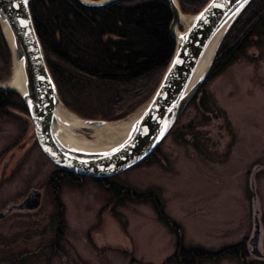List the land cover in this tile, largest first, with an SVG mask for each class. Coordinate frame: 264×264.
I'll use <instances>...</instances> for the list:
<instances>
[{"label": "rangeland", "instance_id": "rangeland-1", "mask_svg": "<svg viewBox=\"0 0 264 264\" xmlns=\"http://www.w3.org/2000/svg\"><path fill=\"white\" fill-rule=\"evenodd\" d=\"M251 51L256 54L236 55L223 71L208 74L202 85L211 99L233 114L239 130L249 133L223 164L215 159L207 163L186 139L175 141L173 133L161 143L163 161L145 159L116 178L138 192L157 196L170 223L180 228L185 248L218 252L250 235V193L240 173L253 158H264V46ZM10 79L11 66L0 82ZM193 108L186 109L184 121L192 115L202 120L199 110ZM13 130L11 124L0 130V199L4 200L14 199L27 185L42 183L45 174L43 156L38 152L34 155L33 150L25 156L28 161H13L3 170L6 156H1V151ZM250 136L256 138L255 143H246ZM64 189L65 229L56 249L45 246L54 235V229L43 222L48 219L42 217L43 210H49L47 202L35 214L34 224L14 218L0 223V264H12V254L26 252L31 256L24 258V264H181L173 254L178 247L175 231L150 201H129L123 212H106L100 208L108 199L99 187L84 183L83 187L65 185ZM256 194L264 228V175L258 179ZM188 264H264V260L246 261L228 254L200 263L194 258Z\"/></svg>", "mask_w": 264, "mask_h": 264}, {"label": "trees", "instance_id": "trees-1", "mask_svg": "<svg viewBox=\"0 0 264 264\" xmlns=\"http://www.w3.org/2000/svg\"><path fill=\"white\" fill-rule=\"evenodd\" d=\"M178 1L183 13L193 14L209 0ZM29 7L59 96L68 108L87 117L118 119L133 112L152 95L174 51L167 0H125L101 9H85L74 0H32ZM263 34L264 0H253L225 37L209 75L233 61L248 36ZM10 65L0 29V79ZM13 98L23 101L17 93L0 89V110ZM182 246L177 247L183 251L179 260L188 264L192 258ZM237 247L193 253L200 263L226 257ZM30 256L20 253L9 260L24 264Z\"/></svg>", "mask_w": 264, "mask_h": 264}, {"label": "water", "instance_id": "water-1", "mask_svg": "<svg viewBox=\"0 0 264 264\" xmlns=\"http://www.w3.org/2000/svg\"><path fill=\"white\" fill-rule=\"evenodd\" d=\"M31 1L0 0V29L10 52L11 79L18 74L23 83L21 91L1 85L0 89L21 97L35 139L53 164L94 178L122 173L153 153L202 87L225 37L253 2L209 0L190 15L182 12L178 0H167L172 12L170 33L175 47L157 87L143 104L126 116L96 119L80 116L59 96L34 26ZM123 1L74 0L85 9L106 8ZM181 15L190 17L188 25L181 21ZM133 116L134 120L129 123ZM119 122L125 123L121 136L109 146L85 148L70 140L83 136L90 141L95 129Z\"/></svg>", "mask_w": 264, "mask_h": 264}, {"label": "flooded vegetation", "instance_id": "flooded-vegetation-1", "mask_svg": "<svg viewBox=\"0 0 264 264\" xmlns=\"http://www.w3.org/2000/svg\"><path fill=\"white\" fill-rule=\"evenodd\" d=\"M255 46H264V34L260 36H248L237 50V55L244 56L249 53L255 55L256 53L251 51ZM229 64H225L221 71H223ZM189 106L194 107V111L199 110L202 120L193 118V115L189 120H183L184 113ZM75 112L82 117L88 116L79 113V111ZM231 114L232 113H230L227 108L222 107L216 101L211 99L210 94L208 95L201 87L190 100L167 137L174 133L175 141L179 143L182 139H186L187 143L194 149L195 153L197 155L202 154L204 161L207 163H210L215 159L220 164H223L229 158L232 149H234L239 142H242V138H245V136L249 138V133L246 131L241 132V130H239L240 128H238L239 124H234V119L232 117L233 114ZM7 124H11L14 130L11 135L6 136V146L1 151V156H6L5 162L2 166L3 170L8 168L13 161L29 159L25 156H27V153L30 150H33L34 155L38 152L43 156V161L41 163L45 174L42 178V183L27 185L23 192H19L15 195L14 199H0V223L5 222L10 218H14V221L25 219L27 223L34 224L36 222L35 214L38 215V213L44 209V204H47L48 202L50 204L49 210L44 209L43 211L45 215L40 216L44 218L48 217L47 221L45 219L43 220V222H46L45 227L54 229V235L51 236L48 241L46 240L45 243V246L53 245L52 247L54 250L57 247L58 241L62 238L65 229V185L83 187L84 183H90V186L99 187L104 191L106 199H108L107 203L101 206V211L104 209L106 212H113L115 211L114 209H116L117 212H123L121 209L130 205L128 204L129 201H150L155 212L157 211L159 214V217H161L165 223H169L172 230L175 231V235L178 239L177 246L183 245L181 243L182 236L180 228L177 225L172 224V222L170 223L168 217L163 213V207L160 200H158L154 193L138 192L136 189L128 187L125 183L116 179L124 172L113 176L94 178L75 174L53 164L43 154L35 139L32 122L23 101L21 102L20 100L13 98L12 104L9 107L0 110V130L1 127H5ZM245 140L246 143L250 142L251 144L256 142V138L251 139V136L250 139ZM182 142H184V140ZM160 146L161 144L147 159L156 161V159L160 158L163 161L164 159L161 157L163 151ZM240 174L243 176L245 190L250 193L253 224H251L249 236H244V238L234 244L220 248L219 251L237 245V248L232 249V251H229L228 253L232 254V252H234L232 254L234 257L246 261L253 259L264 260V228L260 220V210L258 208L259 201L256 196L258 179L264 175V158H253L249 165L247 164ZM19 205L22 206L19 207ZM40 216L39 218H41ZM124 220L125 218L122 219V221ZM1 239H3V237H0V242H2ZM186 249L191 258L194 259L193 250L195 249L193 247H186ZM57 252H60V250ZM173 254L177 259L183 258V251H180V249L178 250V248L175 249ZM10 258L17 259L18 254H12Z\"/></svg>", "mask_w": 264, "mask_h": 264}, {"label": "bare ground", "instance_id": "bare-ground-1", "mask_svg": "<svg viewBox=\"0 0 264 264\" xmlns=\"http://www.w3.org/2000/svg\"><path fill=\"white\" fill-rule=\"evenodd\" d=\"M180 19L185 25H188L191 20L190 17H187L185 15H181ZM210 53H211V50L208 52L207 55H209ZM0 85L4 87L14 88L18 91H21V89L23 88L22 80L20 77H18V74H14V77L8 81L0 82ZM134 118H135L134 116L131 117L129 120V123L132 122ZM72 119L73 118L70 117V120ZM124 126H125L124 122H119L116 124H108L103 127H99L95 129V131L93 132V138L90 141L86 140V138L83 136H78L75 139L72 138L70 140L74 141L75 144L80 147L103 148V147H106V145L109 146L110 144L115 142L117 139H119V137L121 136V132H122L121 130L124 128Z\"/></svg>", "mask_w": 264, "mask_h": 264}]
</instances>
